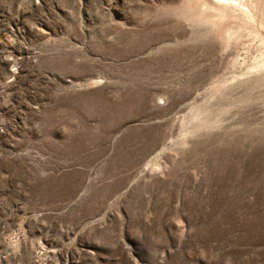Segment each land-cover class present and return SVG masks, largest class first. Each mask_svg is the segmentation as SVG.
I'll return each instance as SVG.
<instances>
[{"label":"rangeland","instance_id":"1","mask_svg":"<svg viewBox=\"0 0 264 264\" xmlns=\"http://www.w3.org/2000/svg\"><path fill=\"white\" fill-rule=\"evenodd\" d=\"M0 264H264V0H0Z\"/></svg>","mask_w":264,"mask_h":264},{"label":"bare ground","instance_id":"2","mask_svg":"<svg viewBox=\"0 0 264 264\" xmlns=\"http://www.w3.org/2000/svg\"><path fill=\"white\" fill-rule=\"evenodd\" d=\"M228 1V0H227ZM232 1V0H231ZM235 2V1H234ZM236 5H237V1H236ZM241 5V4H240ZM242 6V5H241Z\"/></svg>","mask_w":264,"mask_h":264}]
</instances>
